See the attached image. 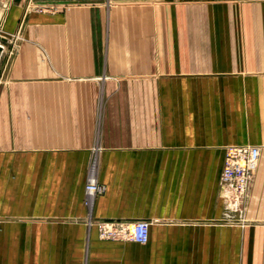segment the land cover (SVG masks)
Wrapping results in <instances>:
<instances>
[{
    "label": "crops",
    "instance_id": "0c3cea01",
    "mask_svg": "<svg viewBox=\"0 0 264 264\" xmlns=\"http://www.w3.org/2000/svg\"><path fill=\"white\" fill-rule=\"evenodd\" d=\"M23 1L0 0L4 27L17 26ZM47 57L20 53L11 70L20 86L33 87L34 104L26 107L87 110L100 91L113 113L101 119L102 149L95 154L92 117L0 116L5 246L27 247L26 238H34L41 251L42 238H59L55 244L62 238L66 248L58 251L83 254L67 264H234V212L220 173L226 145L264 142V70L245 73L241 85L228 75L164 79L157 90L164 99L139 107L131 96L136 88L114 72L106 54ZM93 156L104 191L87 205L83 187ZM94 220L148 221V240H99Z\"/></svg>",
    "mask_w": 264,
    "mask_h": 264
},
{
    "label": "rangeland",
    "instance_id": "374dc122",
    "mask_svg": "<svg viewBox=\"0 0 264 264\" xmlns=\"http://www.w3.org/2000/svg\"><path fill=\"white\" fill-rule=\"evenodd\" d=\"M5 15L6 12L0 13V105L5 101L7 107L0 109V116L92 117L93 154L102 149L101 119L113 113V109L106 108L107 98L97 91L91 98L95 104L87 110L26 107L34 104L35 95L30 91L33 87L20 86V80L11 76L20 53H38L44 58L63 52L106 54L114 72L136 88L131 96L133 101L140 102L139 107L152 100L157 106L164 99L157 91L164 79H178L184 74L205 78L228 75L241 85L245 73L264 70V0H24L15 28L1 24ZM102 80L96 78L99 84ZM150 80L155 83L154 97L147 88ZM235 101L236 107L243 106L241 93H236ZM17 102L25 107L19 108ZM251 119L257 121L258 117ZM231 145L259 149L258 162L243 193L230 197L231 191L224 192V199L234 212V264H264V142L228 144L225 154ZM94 160L96 164V156L89 159L84 203ZM3 179L0 173V185ZM97 182L100 189L95 197L104 191ZM2 192L0 188V201ZM2 220L0 214V224ZM99 222H92L99 240L137 243L101 238L97 231ZM58 239L42 238L41 251H35L34 238H26L27 247L9 248L0 237V264H67L83 260L77 249L58 251L66 248L62 238L59 245L55 244Z\"/></svg>",
    "mask_w": 264,
    "mask_h": 264
},
{
    "label": "built area",
    "instance_id": "2783aa9c",
    "mask_svg": "<svg viewBox=\"0 0 264 264\" xmlns=\"http://www.w3.org/2000/svg\"><path fill=\"white\" fill-rule=\"evenodd\" d=\"M259 157V149L252 145H231L227 147L225 159L222 165V183L228 185L231 191L228 195L233 197L243 193L251 173L253 172ZM95 160L89 169L87 181V205H90L100 186L95 176ZM93 196H90V195ZM149 223L144 220L132 223L117 224L113 221H101L97 224L98 235L101 238L124 239L145 244L148 240Z\"/></svg>",
    "mask_w": 264,
    "mask_h": 264
},
{
    "label": "bare ground",
    "instance_id": "6f19581e",
    "mask_svg": "<svg viewBox=\"0 0 264 264\" xmlns=\"http://www.w3.org/2000/svg\"><path fill=\"white\" fill-rule=\"evenodd\" d=\"M0 46H2V45H0ZM90 196H93V195L91 194Z\"/></svg>",
    "mask_w": 264,
    "mask_h": 264
}]
</instances>
